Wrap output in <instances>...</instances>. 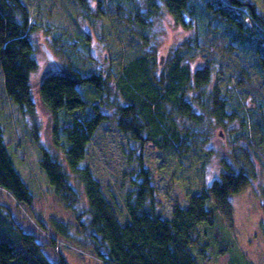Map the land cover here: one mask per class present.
Returning a JSON list of instances; mask_svg holds the SVG:
<instances>
[{
	"label": "trees",
	"instance_id": "16d2710c",
	"mask_svg": "<svg viewBox=\"0 0 264 264\" xmlns=\"http://www.w3.org/2000/svg\"><path fill=\"white\" fill-rule=\"evenodd\" d=\"M74 1L82 16L88 18L90 0ZM94 1L98 3L101 19L105 2ZM201 7L211 20L209 27L213 28L217 22L225 23L233 45L255 47L264 65V15L252 0H131L129 10L117 7L116 20L127 29L128 37L141 51L123 63L113 100L109 78L104 74L84 76L72 69L47 75L41 83L43 103L57 125L58 118H62L59 115L70 112V120L63 130L60 128L64 142L56 128L53 135L54 146L60 149L64 160L42 148L40 166L54 189L55 198L65 210L75 214L76 225L52 218L50 226L58 236L72 241H79L74 238L73 229L88 234L86 247L104 264H200L198 257L205 258L210 245L208 241L201 242L207 238L206 230L215 229L220 207L229 206L228 197L239 194L249 183L242 170L235 173L227 165L226 173L213 187L189 196L187 207L176 203L172 218L165 219L153 176L141 164L136 179L131 180L134 189L125 197L129 221L123 225L91 168L83 165L94 133L109 119L105 110L113 113L121 132L139 143L141 149L151 146L157 151L186 153L191 145L199 146L205 142L202 139L209 138V125L217 121L225 126V120L230 123L239 120L243 135L247 134L251 141L256 139L250 137L251 128L256 126H252L249 117L257 116L264 124L263 103L256 108L239 103L229 113L230 96L224 98L219 87L208 91L209 71L199 69L193 73L185 51L167 60L165 57L166 71L158 73V40L154 29L161 10L168 11L176 24L191 30ZM38 28L23 0H0V66L7 95L30 117L36 115L31 76L39 68L32 39ZM192 40L199 50V39L195 36ZM153 44L155 51H150ZM83 86L92 88L96 95L94 103L84 98ZM88 111L93 112L92 116H87ZM263 141L264 137L260 142ZM0 188L26 207L31 208L36 202L13 163L1 125ZM261 192L264 215V188ZM5 209L0 205V264H69L61 253L57 262H52L38 238L17 225L11 215L3 212ZM261 230L264 236V218ZM224 238L217 243L221 252L222 248L229 250L230 264H253L244 254L236 255L233 244Z\"/></svg>",
	"mask_w": 264,
	"mask_h": 264
},
{
	"label": "rangeland",
	"instance_id": "374dc122",
	"mask_svg": "<svg viewBox=\"0 0 264 264\" xmlns=\"http://www.w3.org/2000/svg\"><path fill=\"white\" fill-rule=\"evenodd\" d=\"M23 1L39 27L32 35L35 57L39 62L38 71L31 76L36 115H24L21 107L9 98L0 66V125L13 163L36 202L33 207H26L0 188V205L6 208L3 212L11 215L12 220L25 232L38 238L52 262H57L61 253L69 264H104L92 249L86 247L88 234L76 233L73 229L74 238L79 241H72L59 237L50 226L52 218L76 225L75 214L65 210L55 198L54 189L40 166L42 148L60 155L59 158L64 160L60 149L54 146L53 131L56 128L64 142L61 129L70 120V112L60 114L62 118H58L57 125L55 117L43 103L41 83L47 75L59 70L68 72L76 69L84 76L104 74L109 78L112 99L116 93V79L123 63L127 62L126 58L132 59L141 51L140 46L128 37L127 29L116 20L117 7L129 10L131 0H104L105 5L101 9H105V14L101 19L98 3L94 0H90V15L86 19L74 0ZM252 2L264 15V0ZM156 21L157 60H160V56H165L167 60V57L185 51L193 73L199 69L209 71L211 80L207 90L219 87L224 98L230 96L229 113H233L232 110L239 103L246 108L264 104V65L260 56L255 47L233 45L225 23L217 22L213 28L209 27L211 20L204 7L200 8L191 30L176 24L165 10H161ZM195 36L200 42L199 50L192 40ZM41 44H45L54 54L55 63L48 61ZM232 46L234 48L230 52ZM152 49L155 51L154 44L150 51ZM165 71L166 68L159 65L158 73ZM81 91L88 102H95L96 95L92 88L83 86ZM105 113L109 119L102 122L94 133L83 165L91 168L123 225L129 221L125 197L134 189L131 180L136 179L141 164L153 176L163 217L171 219L176 203L187 207L189 196L213 187L226 173V162H229L231 165L228 166L235 173L242 170L243 177L250 181L239 194L228 197L229 206L220 207L215 229L206 230V240L201 239L203 244L208 241L210 245L206 248L205 258L198 257V261L200 264H230L229 250L222 248V253L217 243V240L225 237L235 247L236 255L242 253L253 264H264V236L261 230L264 218L261 207L264 141L260 142L264 137V124L259 117H249L252 126H256L251 128L250 137L257 140L251 141L246 138L247 134L243 135L245 132L239 120L231 123L225 120V126L214 121L207 129L209 138L202 139V142L205 141L203 144L191 145L186 153H179L176 150L157 151L151 146L141 149L139 143L121 132L113 113L109 110H105ZM86 114L92 116L93 112Z\"/></svg>",
	"mask_w": 264,
	"mask_h": 264
},
{
	"label": "water",
	"instance_id": "95a60500",
	"mask_svg": "<svg viewBox=\"0 0 264 264\" xmlns=\"http://www.w3.org/2000/svg\"><path fill=\"white\" fill-rule=\"evenodd\" d=\"M41 47L43 51L45 52L48 61L51 63H55L56 59L54 57V54L51 52V50L45 44H41ZM164 63H165V56H160L159 65L163 66ZM220 135L224 137L222 132H220Z\"/></svg>",
	"mask_w": 264,
	"mask_h": 264
},
{
	"label": "bare ground",
	"instance_id": "6f19581e",
	"mask_svg": "<svg viewBox=\"0 0 264 264\" xmlns=\"http://www.w3.org/2000/svg\"><path fill=\"white\" fill-rule=\"evenodd\" d=\"M59 71H60V70H59ZM59 71H58V72H59ZM54 132H55V129H54L53 133H54ZM223 135H224V134H223ZM226 164L231 165L229 162H228V163L226 162ZM249 181H250V179H249ZM19 204H20V203H19ZM59 237H60V236H59ZM61 238H62V237H61Z\"/></svg>",
	"mask_w": 264,
	"mask_h": 264
}]
</instances>
